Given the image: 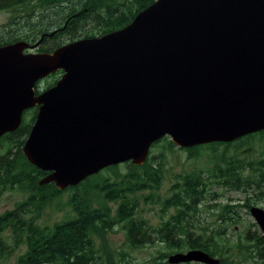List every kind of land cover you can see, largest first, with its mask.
Here are the masks:
<instances>
[{
	"label": "water",
	"instance_id": "obj_1",
	"mask_svg": "<svg viewBox=\"0 0 264 264\" xmlns=\"http://www.w3.org/2000/svg\"><path fill=\"white\" fill-rule=\"evenodd\" d=\"M0 46V138L39 106L23 146L64 190L125 162L144 164L169 136L178 147L264 130V0H155L127 26L52 53ZM63 70L55 85L36 84ZM250 212L264 235V208ZM221 264L202 249L169 264Z\"/></svg>",
	"mask_w": 264,
	"mask_h": 264
},
{
	"label": "trees",
	"instance_id": "obj_2",
	"mask_svg": "<svg viewBox=\"0 0 264 264\" xmlns=\"http://www.w3.org/2000/svg\"><path fill=\"white\" fill-rule=\"evenodd\" d=\"M153 2L155 0H0V9L11 11L10 21L0 26V46L38 38L47 28L54 25L63 27L69 19L70 25L63 29L66 32L62 33V39L102 36L127 26L140 11ZM52 11H54L52 16L46 17L47 13ZM45 18L48 19L45 21ZM79 28L83 30L81 35L77 32ZM95 28L97 34L94 32ZM48 84L51 86L52 82ZM30 113L31 118L28 120L26 115ZM36 114V109L26 112L17 130L0 138V143L7 140L11 144V147L7 148L10 154L14 147H17L19 154V160L15 163L9 155L5 163L0 165V191L3 190L1 189L3 186L20 184L28 193V197L17 204L15 209L0 214V255L3 254V250L11 249V246L2 241V233L10 230L16 245L26 244V250L18 257L16 264H116L114 253L108 246V233L114 231L117 225L124 224L127 241L132 247L152 243L157 237L168 247L178 250L207 251L212 256L220 258L221 264H240L236 257L229 256L231 250L237 246L244 248L249 258L264 256V235L258 236L250 227L244 228L238 234V243L233 245L229 236L231 226L241 220L238 208L246 207L250 210L255 197L258 199L264 197V157L247 163L238 157H231L226 162V167L216 162L213 168L215 181L234 189L244 190L248 196L244 204L222 206L217 215L219 224L211 232L200 225L194 227L195 224L191 221L198 211V202L207 198V187L212 181L209 176L204 178L201 174L182 177V182L173 185L172 196L158 198L163 205V212L172 207L177 209L176 215H171L160 228H153L149 226L147 220L138 217L139 202L135 194L150 190L151 193L145 200L152 201L163 178V170L160 167L162 164L158 162L157 165L160 164L158 167L153 163L156 156H153L151 151L144 164L130 163V170L120 175L121 180L112 181L106 178L100 183L90 185L92 179L101 173L99 172L76 186L68 187L67 189L73 192L69 202L74 215L67 219L56 222L52 227L40 226L34 221L35 217L27 220L24 212L31 210L33 205L38 206L39 210L49 201L62 196L66 190L58 189L54 182L40 185L39 180L48 172L33 165L23 153V145ZM257 135L264 139V130L229 143L213 142L179 149L188 151L191 157L200 155L202 150L206 149L213 155L216 153L214 159H217V152L221 147H225L222 154L225 156L228 147ZM16 137L19 139H15ZM166 140L167 136L161 138L151 149ZM167 146L172 149L176 144L169 140ZM18 161L23 171H17ZM25 166L28 172H25ZM118 167L119 164L108 168L117 170ZM248 169H251L250 173H246ZM88 185L91 190L99 192L96 197L90 193L89 188L85 190L86 194L78 191L81 187L87 188ZM110 203L117 204V208L113 209ZM252 225L257 226L256 223ZM197 228L200 232H197ZM97 237L101 239L99 249L96 244ZM230 242V246H226ZM166 257L167 254H161L159 256L161 260L156 261L169 264Z\"/></svg>",
	"mask_w": 264,
	"mask_h": 264
},
{
	"label": "rangeland",
	"instance_id": "obj_3",
	"mask_svg": "<svg viewBox=\"0 0 264 264\" xmlns=\"http://www.w3.org/2000/svg\"><path fill=\"white\" fill-rule=\"evenodd\" d=\"M10 18L11 13L9 10L0 9V26L7 24L10 21ZM46 19L48 18H45V21ZM50 19L52 20L53 18ZM81 30V28L77 30V32H79L78 35L83 33V30ZM94 32L96 34L98 33L97 28H95ZM59 77L60 76L57 75L52 79L44 80V82L41 83V86H46L49 82L54 84V82L59 80ZM55 79L57 80L55 81ZM26 118L29 120L31 118V113L27 114ZM15 139L18 140L19 138L16 137ZM169 140H171V138L167 136L166 141L161 142L151 149L152 155L156 156L153 160V163L158 167L160 165H157L158 162L162 164L160 167L163 170V178L161 186L158 192L155 193L153 197L154 199L152 201L145 200V197L151 193L150 190L139 191L135 194V197L138 198L139 202L137 215L139 218L147 220L149 226L153 228H160L165 221H168L171 218V215H176L177 209L172 207L167 210V212H163V205L161 202H159L158 198L160 197L164 199L172 196L173 185L178 182H182V177L201 174L204 178L209 176V179L212 181L207 187V198L198 202V211L191 221L193 224H195L194 227H198L200 225L208 228V232H211L219 224L217 215L222 206L226 204H244L248 196L247 192L244 190L234 189L215 181L216 177L214 176L215 172L213 171V168L215 167L216 162L223 165L222 167H226V162L231 157H238L239 159L245 160L246 163L257 161L264 157V139H261V137L257 135L252 139L238 142L226 149L225 156L222 155L225 147H221L217 152V159H214L216 153L213 155L211 151L206 149L202 150L200 155L191 157L188 151L181 150L178 146L172 149L169 148V146H167V142ZM9 147H11V144L7 140H3L0 143V158H2L6 149ZM17 151V147H14L10 157L13 158V156L17 154ZM161 154H163V156H161ZM18 157L19 156H15L17 160H19ZM130 168V162L119 164L117 169L118 172L117 170L105 168L100 171L101 173L98 176H95L92 179L90 185L100 183L106 178H109L112 181L121 180L120 175L128 172ZM19 170H21V166L20 162L18 161L17 171ZM250 170L251 169H248L246 173H250ZM25 172H28L27 166H25ZM25 182L27 183V181ZM90 185H88L87 188L81 187L78 191H80L82 194H86L85 190H87ZM2 188L3 190L0 191V214H3L7 210L15 209L17 204L23 202L28 197V193L20 186V184L8 185L7 187L3 186L1 189ZM89 190L90 193H93L94 197L99 194V192L91 190L90 188ZM72 193V191L66 188L62 196L56 198L55 200L49 201L39 210L38 206L33 205L31 210L24 212L25 218L27 220H31L33 217H35L34 221L40 226L52 227L56 222L65 220L68 217L74 215L72 206L69 202V198ZM251 195L254 194L251 193ZM110 205L113 207V209L117 208V204L110 203ZM253 205L264 208V197L263 199H258L255 197L253 199ZM238 211L241 220L236 224L234 223L229 229V236L231 238L232 244L231 242L226 244L228 247L230 244L233 245V243H238V234L241 233L244 228L250 227L252 231L256 232V235H263L262 230L259 228L249 209L246 207H239ZM254 223H256L257 226H253L252 224ZM196 230L197 232H200L198 228ZM2 234V241L11 246V249L3 250V254L0 255V264H16L18 257L26 250V244L20 243L19 245H16L13 233L10 232V230H6ZM154 234H157V232H154ZM96 244L97 248L99 249V247H101V239L99 237L96 238ZM108 246L114 253L116 264H161L158 263L160 261H156V259L161 260L159 259L161 254H167L166 260L168 261V257L171 254L188 251V249L178 250L177 248L168 247L164 242L159 241L157 237L152 243L144 244L139 247H132L127 241L124 224L117 225L114 228V231L108 233ZM7 251L8 253L6 254ZM229 256H231V258L236 257L240 261V264H264V256H255L253 258H249L247 256V251L244 248H240L238 246L231 250ZM190 264L202 263L190 262Z\"/></svg>",
	"mask_w": 264,
	"mask_h": 264
},
{
	"label": "flooded vegetation",
	"instance_id": "obj_4",
	"mask_svg": "<svg viewBox=\"0 0 264 264\" xmlns=\"http://www.w3.org/2000/svg\"><path fill=\"white\" fill-rule=\"evenodd\" d=\"M73 1V0H72ZM75 1V0H74ZM10 11V10H9ZM54 11L52 12H48L46 17H49V16H52ZM11 13V11H10ZM70 19L65 22V25L63 27H60V26H57V25H54L52 26L51 28H47L46 31H44L43 35L38 37V38H31L29 40H26L30 43V47L28 49L25 50V53H52L54 52L56 49L66 45L67 43H70L74 40H77V39H74V40H68V39H62L61 38V35L62 33H65L66 31H64L63 29L64 28H67L70 24ZM81 39V38H80ZM13 43V42H12ZM9 44V43H8ZM6 45V44H5ZM48 49V50H47ZM64 74V71L63 70H58L54 73H51L50 75H48L47 77H45L44 79H41L37 82L36 84V94H40L42 93L43 91H45L46 89L50 88L51 86L55 85L56 82H54V84H52L51 86H49V84H47L46 86H41V83L44 82V80H48V79H52L54 77H56L57 75H59L60 77ZM59 77V79H60ZM37 110L38 112V109H39V106H35L27 111L24 112V114L26 112H30L32 110ZM12 133V132H10ZM9 134V133H7ZM5 134V135H7ZM2 155V154H1ZM10 153L9 151L6 149L4 155L2 156V158H0V165L5 163V159L7 156H9ZM19 154H16V155H11L13 156V158H10V159H13L14 163L16 162L17 158H15V156H18ZM24 163V162H23ZM23 171V168L21 169Z\"/></svg>",
	"mask_w": 264,
	"mask_h": 264
}]
</instances>
